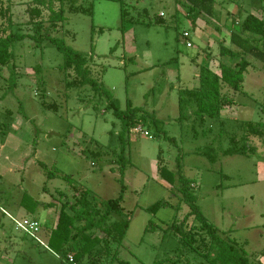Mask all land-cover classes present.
<instances>
[{
  "label": "rangeland",
  "instance_id": "1",
  "mask_svg": "<svg viewBox=\"0 0 264 264\" xmlns=\"http://www.w3.org/2000/svg\"><path fill=\"white\" fill-rule=\"evenodd\" d=\"M123 1L128 15L121 22L119 2L79 0L78 5L92 6V15L65 11L63 27L52 34L87 59L91 77L121 111L128 103L141 109L136 117L145 116L140 126L150 137L126 130L98 91L88 86L66 90L62 54L49 41L41 47L29 37L16 43L15 75L8 70L0 73V222L4 224L0 264H66L64 254L56 255L45 246L53 221L41 211L33 214L44 220L43 245L15 231L2 208L25 197L26 204L31 202L37 210L58 198L57 192L68 195L70 186L61 176L88 189L97 204L113 200L120 192L117 160L122 153L126 165L122 207L129 227L123 241L113 247L117 258H101V264L196 263L194 254L168 229L181 224L189 206L175 189L179 183L171 186L158 175L161 165L173 172L177 160L187 180L186 191L206 221L253 261L264 257V142L248 140L255 149L250 157L223 155L232 138L241 145L243 123L264 120L260 109L264 60L246 58L243 93L223 89L234 104L223 106L221 119L201 123L192 115L193 103L182 105V110L179 106L183 92L197 87L201 64L218 72L220 61L230 66L239 62L221 58L220 46L231 47L229 36L236 21L249 13L264 18V0H213L212 15L202 14L194 27L176 0ZM10 2L14 30L31 33L30 0ZM161 13L164 23L158 24L155 20ZM183 32L189 33L187 40ZM41 101L55 104L57 113L43 108ZM9 136L18 139L15 149ZM40 165L55 177L48 179ZM164 202L169 206L150 210ZM47 208L53 212L56 206ZM191 222L189 218L187 229ZM260 261L264 264V258ZM82 264L90 263L84 259Z\"/></svg>",
  "mask_w": 264,
  "mask_h": 264
},
{
  "label": "trees",
  "instance_id": "2",
  "mask_svg": "<svg viewBox=\"0 0 264 264\" xmlns=\"http://www.w3.org/2000/svg\"><path fill=\"white\" fill-rule=\"evenodd\" d=\"M78 1L30 0L27 7L29 17L27 25L31 27V33H23L22 30L21 32L14 30L10 0H6V5L3 0H0V73L3 70H8L9 75H15L13 49L16 43H19L25 37L31 38L36 47H41L44 41H49L62 54L63 64L61 69L67 77L66 90L88 86L107 97V108L111 109L113 114L124 122L126 130H131L137 125L142 126L145 123V116L141 114L136 117V113L141 109L133 108L128 103L126 110L121 111L111 100L110 95L103 91L98 82L91 77L92 70L87 63V59L67 47L61 39L53 37L52 33H58L66 21L65 11L92 15V6L78 5ZM114 1L120 3V16L121 22H123L128 15L124 1ZM176 2L184 8L192 27L202 14L211 16L213 13V0H176ZM44 12L46 17H44ZM143 13L147 14V9H143ZM130 21L134 22L133 19H130ZM155 21L158 24L164 23V19L160 16H157ZM229 44L231 47L220 46L219 56L229 59L239 58V62L230 66L220 61L218 72L212 69L208 63L201 64L198 68V86L185 90L181 95L180 109L182 110V105L187 108L188 104L193 103L195 110L192 115L198 119L200 118L201 123H204L206 119H221L220 112L223 106L234 104L233 100L223 92L224 88L236 94L243 93L244 74L249 67L247 57L263 62L264 18L249 13L241 21H236L230 31ZM41 106L57 113L55 104L41 101ZM260 109L264 119V103H262ZM243 130L244 135L241 138V145L237 139L232 138L230 147L223 151L224 156L250 157L255 153V149L249 145L248 140L259 138L264 142V120L263 122H245L243 123ZM165 138L175 142L174 138H168L167 136ZM207 149L210 152L212 151L209 147ZM158 158L160 157L158 156ZM208 160L214 162L215 158L210 159L209 157ZM117 163L120 174L119 195L117 198L107 200L102 204H97L93 199L91 200V193L88 189L75 186L68 177L61 176L63 181L70 186L69 194L57 192L58 198H53L48 204V207L56 206L57 220L49 232L47 249L56 255L64 254V258L67 254H72L80 264L84 259L90 264H101L99 262L101 258L105 260H108V258L115 260L117 258V252L113 251V247L123 241L129 227V216L128 214L125 215L122 207L126 191L123 182L126 166L123 153L118 158ZM40 166L46 171L48 179L55 177V174L48 172L44 165ZM180 173L181 166L178 160L173 172L164 165H161L158 169L159 177L168 184L173 186L179 183L175 189L181 195V200L189 206L190 210L181 224L173 223L168 229L179 238L181 244L190 253L194 254L196 259L194 264H262L247 257L243 248H238L235 242L221 237L219 230L206 221L196 206L195 198L187 193V180ZM26 200L27 198H22L21 206L27 213L33 215L37 206H33V209L31 202L27 205ZM166 206H169L166 202L156 203L150 207V210L154 212L159 207ZM123 216L125 219H114V217ZM189 218H192V222L187 229ZM120 264L128 263L120 261Z\"/></svg>",
  "mask_w": 264,
  "mask_h": 264
},
{
  "label": "crops",
  "instance_id": "3",
  "mask_svg": "<svg viewBox=\"0 0 264 264\" xmlns=\"http://www.w3.org/2000/svg\"><path fill=\"white\" fill-rule=\"evenodd\" d=\"M197 86H198V84H197ZM22 123H20V125H21ZM22 126V125H21ZM13 136H9V139H13V145H14V149H15V147H16V145H18L19 144V142H18V139L17 138H15V137H13ZM3 146L1 145V148H2ZM1 201V200H0ZM21 201H22V198L20 197L17 201H14V202H9L8 204L7 203H5V204H7V206H8V208L5 210V209H3L2 208V212H4L9 218H10V220H12V219H16V220H20V219H24V218H27L25 215V213H27L26 211H25V209L21 206ZM48 204L49 203H47V204H45L44 206L43 205H40V206H38V208L39 209H35V216L36 215H39V212L41 211V213L42 214H44V218H48V219H50V221H53V222H51V224H52V227H51V229L54 227V225H55V223H56V220H57V211L55 210V211H53V212H49V210H52V209H48L47 207H48ZM32 216H34V215H32ZM33 217V218H30L29 217V219H34V220H36V221H38L39 223H40V227H41V229H40V232L38 233V239L41 241L40 243L41 244H43V245H45V242L41 239V236H40V233H42V227H43V224H44V220H40V219H38V218H36V217ZM1 223V222H0ZM4 224L3 223H1V225L0 226H3ZM1 231V230H0ZM49 235V234H48ZM28 236V235H27ZM0 237H2V234L0 233ZM29 237V236H28ZM44 237V236H43ZM31 238V237H30ZM45 238V237H44ZM47 240H48V236L46 237V243H47ZM36 241V240H35ZM37 242V241H36ZM46 246V248H47V244L45 245ZM259 254H260V252H259ZM259 254H256V255H259ZM256 255H251V258H254ZM254 256V257H253ZM264 257H259V258H257L256 260L257 261H259V262H261L260 261V259H263ZM255 260V261H256ZM262 263V262H261Z\"/></svg>",
  "mask_w": 264,
  "mask_h": 264
},
{
  "label": "built area",
  "instance_id": "4",
  "mask_svg": "<svg viewBox=\"0 0 264 264\" xmlns=\"http://www.w3.org/2000/svg\"><path fill=\"white\" fill-rule=\"evenodd\" d=\"M160 16L162 17L163 14L161 13ZM189 33L188 32H183L182 37L187 40L189 38ZM186 46L191 47V43L189 41H186ZM133 133H139L143 134L144 136H149V134L142 129L140 125H137L132 129ZM13 224H14V230L18 232H23L24 234L28 235L32 239L36 240L37 242H41L38 239V233L40 232V223L34 219H29V218H24L20 220L12 219ZM65 263L66 264H80L75 260L72 254H67L65 256Z\"/></svg>",
  "mask_w": 264,
  "mask_h": 264
}]
</instances>
